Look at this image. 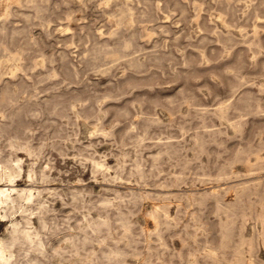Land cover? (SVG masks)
I'll list each match as a JSON object with an SVG mask.
<instances>
[{
  "label": "rangeland",
  "instance_id": "obj_1",
  "mask_svg": "<svg viewBox=\"0 0 264 264\" xmlns=\"http://www.w3.org/2000/svg\"><path fill=\"white\" fill-rule=\"evenodd\" d=\"M38 1L0 0V161L20 159L14 183L37 196L0 241L31 220L45 242L17 241V264H115V247L116 264H215L225 221L223 264L242 237L264 264V0Z\"/></svg>",
  "mask_w": 264,
  "mask_h": 264
},
{
  "label": "bare ground",
  "instance_id": "obj_2",
  "mask_svg": "<svg viewBox=\"0 0 264 264\" xmlns=\"http://www.w3.org/2000/svg\"><path fill=\"white\" fill-rule=\"evenodd\" d=\"M22 2V1H21ZM32 2V1H31ZM37 2H39L38 0H37ZM32 3H34V2H32ZM47 3V2H46ZM128 4V3H127ZM31 5V4H30ZM1 6V5H0ZM36 7H39V6H36ZM41 7V6H40ZM45 8V7H44ZM203 8V7H202ZM229 8V7H228ZM48 9V8H47ZM7 10V9H6ZM46 11V10H45ZM126 9H124L123 10V13L125 14L126 13ZM122 12V11H121ZM39 13V12H38ZM146 14V13H145ZM127 15V14H126ZM122 17V16H121ZM123 17H124V15H123ZM71 19V18H70ZM121 19V18H120ZM2 24V23H1ZM211 24V23H210ZM121 25H122V23H121ZM2 26V25H1ZM6 26V25H5ZM257 26V25H256ZM209 28V27H208ZM259 28V27H258ZM260 29V28H259ZM4 30V29H3ZM24 30V29H23ZM258 31V30H257ZM17 32V31H16ZM259 33V32H258ZM134 34V33H133ZM255 34V33H254ZM133 37L134 36H132V39H133ZM228 37V36H227ZM255 37H257V36H255ZM258 38V37H257ZM231 40H233V39H231ZM259 41H260V39H259ZM230 42V41H229ZM5 44V43H4ZM225 44V43H224ZM106 45H107V43H106ZM105 45V46H106ZM259 44H257V46H258ZM129 46V44L128 43H126L124 46H123V50H124V48H126V47H128ZM3 47V46H2ZM104 47V46H103ZM9 48V47H8ZM121 50V49H120ZM105 51V49H99L98 50V54H100V53H102V52H104ZM8 53V52H7ZM6 53V54H7ZM10 53V52H9ZM22 54V53H21ZM15 58V57H14ZM17 59V58H16ZM20 60V59H19ZM14 63V62H13ZM1 65H2V63H1ZM15 65V64H14ZM13 65V66H14ZM16 71V70H15ZM2 72V71H1ZM1 74V73H0ZM14 75V74H13ZM0 78H1V75H0ZM9 84V83H8ZM10 85V84H9ZM8 91V90H7ZM1 93V92H0ZM6 93V92H5ZM5 93H3V94H5ZM2 95V94H1ZM8 96H10V95H8ZM2 100L3 101H7V98L6 97H4L3 98V96H2ZM8 102V101H7ZM5 104V103H4ZM2 105V104H1ZM5 106V105H4ZM1 107V106H0ZM4 108V107H3ZM226 113V112H225ZM149 126V125H148ZM148 128V127H147ZM148 131V130H147ZM1 134V133H0ZM146 135V134H145ZM135 138V137H134ZM145 138V137H144ZM148 138H149V136H148ZM18 139V138H17ZM19 140V139H18ZM17 142H20V141H17ZM20 143H22V142H20ZM22 145V144H21ZM20 145V146H21ZM31 145V144H30ZM23 146V145H22ZM25 146V145H24ZM31 147V146H30ZM37 148V147H36ZM29 150H32V149H35V148H32V149H30V148H28ZM125 154V153H124ZM241 154V153H240ZM96 157V156H95ZM127 158V157H126ZM9 159V158H8ZM101 161V160H100ZM126 161V160H125ZM241 161H243V160H241ZM102 162V161H101ZM123 162V161H122ZM98 164H101V163H98ZM101 165H103V164H101ZM191 165V164H190ZM253 165V164H252ZM45 166H47V165H45ZM49 167V166H48ZM101 167V166H100ZM100 167H99V169H100ZM252 167V166H251ZM22 170H23V168H22V166H21V164H20V159H18V160H16V163L15 164H13V163H11V161H9V162H7L6 164H3V163H1V161H0V218L1 217H6V216H8V214L10 213V212H12L14 209H16L17 207H19V208H21V209H23L24 211H27L28 210V207H27V205H25L23 202L24 201H26L27 203H30V202H35V199H36V192H35V189L34 188H32V187H25V188H18L17 187V185L14 183L15 182V179H16V177L17 176H20L22 173ZM124 170V169H123ZM221 170V169H220ZM231 170V169H230ZM117 171V170H116ZM234 172V171H233ZM221 173H222V171H221ZM231 173V172H230ZM105 174V173H104ZM223 175H225L226 174V172L224 173H222ZM229 174V173H228ZM32 175V174H31ZM140 175V174H139ZM233 175V174H232ZM50 176V175H49ZM112 176V175H111ZM229 176V175H228ZM223 177V176H222ZM221 177V178H222ZM33 178V177H32ZM150 178V177H149ZM124 179V178H123ZM227 179H228V177H227ZM48 180V179H47ZM224 180H225V177H224ZM3 181H6L7 183L6 184H4V185H2V182ZM148 181V180H147ZM43 182V181H42ZM170 184V183H169ZM241 185H243V183L241 184ZM260 185V184H259ZM232 187V186H231ZM230 187V188H231ZM37 189V188H36ZM41 189V188H40ZM228 189H229V186H228ZM250 187H249V185L247 184V185H243V186H240V187H237V189H236V191H237V195H238V198H240V199H242V200H244V198H246V197H249V194H251L252 195V193L250 192ZM42 190V189H41ZM227 190V189H226ZM259 190V189H258ZM264 190V189H263ZM143 191V190H142ZM228 191V190H227ZM255 191V190H254ZM229 192V191H228ZM235 192V191H234ZM258 192V191H257ZM260 192V191H259ZM38 193H39V195L41 194V192L38 190ZM82 193V192H81ZM80 193V194H81ZM138 193V192H137ZM141 193V192H140ZM74 194V193H73ZM205 194H208V193H205ZM259 194V193H258ZM209 195V194H208ZM219 195V194H218ZM218 195H217V198H218ZM221 195V194H220ZM261 195H262V193H261ZM260 195V196H261ZM84 196V195H83ZM124 196V195H123ZM178 196V195H177ZM207 196V195H206ZM205 196V197H206ZM115 197V196H114ZM118 197H119V195H118ZM117 197V198H118ZM120 197H121V195H120ZM119 197V198H120ZM135 197V196H134ZM138 197V196H137ZM210 197H213L212 195L210 196ZM222 197V196H221ZM146 198V197H145ZM223 198V197H222ZM261 198V197H260ZM122 199H124V198H122ZM131 199V198H130ZM196 199V198H195ZM202 200V199H201ZM220 200V199H219ZM224 200V199H223ZM223 200H221V201H223ZM103 201V200H102ZM130 201H132V200H130ZM136 201V200H135ZM135 201H134V204H135ZM256 201V200H255ZM124 202H125V200H124ZM137 202V201H136ZM243 202V201H242ZM257 202V201H256ZM39 204H40V207L41 208H46V206H45V204H43L42 202H38ZM201 204V203H200ZM199 204V205H200ZM217 204V203H216ZM33 205V204H32ZM240 205L242 206V204L240 203ZM261 205L263 206V209H264V201H261ZM35 206V205H34ZM103 206V205H102ZM121 206V205H120ZM217 206V205H216ZM31 208H32V206H31ZM34 208V207H33ZM221 208V207H220ZM226 209H224V210H227V211H229V210H231V208H230V206H229V204H228V206L227 207H225ZM105 209V208H104ZM221 210V209H220ZM238 210V209H237ZM239 210H241V209H239ZM15 211V210H14ZM130 211V210H129ZM223 211V210H222ZM242 211V210H241ZM134 212V211H133ZM233 212H234V210H233ZM233 212L231 213V212H228V213H231L232 215H233ZM16 213V212H15ZM35 213V212H34ZM128 213V212H127ZM148 213V212H147ZM223 213H224V211H223ZM228 213H227V215H228ZM237 213V212H236ZM92 214V213H91ZM125 214V213H124ZM131 214H132V212H131ZM150 215V217H152V218H154L155 219V222H156V225H157V230H158V226H159V224L161 223V217H163L164 218V216L165 217H167L168 216V212H167V210L165 209V208H162V207H156V208H154L150 213H149ZM100 215V214H99ZM103 215V214H102ZM116 215V214H115ZM120 215V214H119ZM128 215V214H127ZM134 215V214H133ZM144 215H147V214H144ZM224 215H226V214H224ZM226 215V216H227ZM256 215H257V213H256ZM255 215V216H256ZM11 216V215H10ZM38 216H39V214H38ZM46 216V215H45ZM93 216V215H92ZM121 216V215H120ZM237 216V215H236ZM86 217V216H85ZM103 217V216H102ZM105 217H107V216H105ZM114 217V216H113ZM127 217V216H126ZM229 217H233V216H229ZM235 217V216H234ZM234 217H233V221H234ZM260 217L261 218H263V214H261L260 215ZM32 218H34V217H32ZM89 218H91V217H89ZM123 219H124V221H123V224L122 225H124V227L125 228H129V224H128V222H127V220H126V218H124V217H122ZM238 218H239V215H238ZM86 219V218H85ZM94 219V218H93ZM97 219V218H96ZM95 219V220H96ZM175 220H177L176 218H174ZM254 219V218H253ZM34 220V219H33ZM48 220V219H47ZM120 220V219H119ZM119 220H116V221H119ZM130 220V219H129ZM179 220V219H178ZM228 220V219H227ZM236 220V219H235ZM131 221V220H130ZM173 221V220H172ZM34 222V221H33ZM43 222V221H42ZM121 222H122V220H121ZM224 222V221H223ZM223 222H222V224H223ZM226 222V227H224L225 228V232H224V241L221 243V245L220 244H218V245H220L219 247H216V248H214V247H211L209 250H207V252H206V254H205V256H207L208 258H210V259H212L213 261H214V263L215 264H223V262L226 260V251H227V248L229 247V244H230V240H231V238H232V227H231V225L230 224H228L227 223V221H225ZM224 222V223H225ZM231 222H232V219H231ZM236 222H237V220H236ZM168 223V222H167ZM135 224V223H134ZM232 224V223H231ZM237 224V223H236ZM89 225V224H88ZM106 225H109V219L108 218H103V219H99V220H96V221H93L92 223H91V228H93L94 230H99V229H101L103 226H106ZM235 225V224H234ZM241 225V224H240ZM162 226V225H161ZM12 243H11V245H8L6 242H4V241H0V264H17V261L16 260H14V253H13V251H12V246L15 244V243H17V241H20L21 239H24V240H26V241H28V242H30V243H32L33 245H34V248L36 249V250H38V251H40V252H43L44 251V248H45V242L40 238V236H39V232H37L36 230H35V228L33 227V225H32V221L31 220H28V223H27V226H20V223L19 222H13L12 223ZM51 227V226H50ZM132 227H133V225H132ZM264 227V226H263ZM107 228V227H106ZM121 228H122V226H121ZM197 228V227H196ZM47 229V228H46ZM84 229H86V228H84ZM89 229V228H88ZM108 230H109V227L107 228ZM161 229H162V227H161ZM235 229V228H234ZM111 230V229H110ZM151 230V229H150ZM149 230V231H150ZM46 231V230H45ZM100 231V230H99ZM98 231V232H99ZM106 231V230H105ZM258 231V230H257ZM83 232V231H82ZM93 232H95V231H93ZM104 232V231H103ZM107 232V231H106ZM132 232V231H131ZM160 232V231H159ZM246 232V231H245ZM262 232V231H261ZM84 233H86V231L84 232ZM100 233V232H99ZM110 233H111V231H110ZM151 233V232H150ZM153 233V232H152ZM151 233V234H152ZM222 233V232H221ZM259 233V232H258ZM78 234V233H77ZM156 234V233H155ZM157 234H158V232H157ZM160 234H161V232H160ZM163 234V233H162ZM194 234V233H193ZM103 235V234H102ZM122 236H123V234H121ZM132 235V234H131ZM75 236H77V235H75ZM84 236H85V234H84ZM107 236V235H106ZM109 236V235H108ZM125 236H127V234L125 235ZM149 236V235H148ZM71 237V236H70ZM74 237V236H73ZM92 238L93 239V237L92 236H89V238ZM100 237V236H99ZM103 237V236H102ZM147 237V236H146ZM150 237H151V235H150ZM241 237V236H240ZM255 237V236H254ZM258 237H259V235H258ZM80 238V237H79ZM85 238V237H84ZM111 238H112V236H111ZM151 238H153V237H151ZM252 238V237H251ZM70 239V238H69ZM100 239V238H99ZM120 239V238H119ZM162 239V238H161ZM253 239V238H252ZM250 239V240H247L246 238H243L242 237V240L240 241V243H238V245H237V247L234 249L235 250V253H234V255H235V260H233V261H229V264H245V258H246V254H245V249H244V244L246 243V242H248L249 243V245L248 244H246V245H248V246H250V250H249V252L251 253V256L253 257L254 256V252H255V247H254V244H253V240H255V239ZM258 239V238H257ZM90 240V239H89ZM96 240H97V238H96ZM153 240V239H152ZM198 240V239H197ZM200 240V239H199ZM239 240V239H238ZM64 241V240H63ZM84 241H86V240H84ZM94 241V240H93ZM219 241H220V239H219ZM232 242H233V240H231ZM71 242V241H70ZM69 242V243H70ZM72 242H74V241H72ZM76 242V241H75ZM89 242V241H88ZM95 242V241H94ZM124 242V241H123ZM122 242V243H123ZM196 242V241H195ZM263 242H264V239H263ZM8 243H9V241H8ZM78 243V242H77ZM150 243H153V241L152 242H150ZM207 243V242H206ZM237 243V242H236ZM70 244H72V243H70ZM204 244V243H203ZM19 245V244H18ZM26 245V244H25ZM24 245V246H25ZM112 245H114L113 243H112ZM120 245V244H119ZM149 245V244H148ZM23 246V247H24ZM57 246V245H56ZM106 246H107V242H106V245L104 246L105 248H106ZM110 246V245H109ZM128 246V245H127ZM126 246V247H127ZM62 247H64V246H62ZM108 247V246H107ZM18 248H19V246H18ZM56 248V247H55ZM109 248V247H108ZM124 248V247H123ZM122 248V249H123ZM20 249V248H19ZM22 249V248H21ZM25 249V248H24ZM233 248H231V250H232ZM57 250H59V249H57ZM62 250V249H61ZM125 250V249H124ZM127 250V249H126ZM125 250V251H126ZM21 251V250H20ZM55 251V250H54ZM99 251H101V250H99ZM128 251V250H127ZM131 251V250H130ZM256 251H257V249H256ZM77 252H79V250H78V248H77ZM97 252V251H96ZM102 252V251H101ZM100 252V253H101ZM105 252H107V251H105ZM133 252H134V250H133ZM100 253H98L97 255H99ZM126 252H124V251H122V250H120V249H118V248H111L110 249V251H108L107 252V254H106V257L108 258V260L111 262V263H115L116 264V262L118 261V260H123L124 258H125V256H126V254H125ZM129 253V252H128ZM143 253V252H142ZM141 253V254H142ZM151 253H152V251H151ZM151 253L150 254H148L147 256H149L150 257V255H151ZM20 254V253H19ZM43 254V253H42ZM89 254V253H88ZM132 254V253H131ZM144 254V253H143ZM180 254V253H179ZM192 254V253H191ZM190 254V255H191ZM77 255V254H76ZM133 255V254H132ZM181 255V254H180ZM189 255V254H188ZM80 256V255H79ZM204 256V255H203ZM204 256V257H205ZM257 256H258V253H257ZM98 257V256H97ZM101 257V256H100ZM103 257H104V255H103ZM139 257V256H138ZM206 257V258H207ZM21 258V257H20ZM159 258H161V257H159ZM190 258V257H189ZM191 258H193V257H191ZM207 258V259H208ZM256 258V257H255ZM257 258H259V257H257ZM70 259V258H69ZM80 259V258H79ZM97 259V258H96ZM202 259H203V257H202ZM234 259V258H233ZM247 259V258H246ZM151 260V259H150ZM149 260V261H150ZM161 260V259H160ZM163 260V259H162ZM231 260V259H230ZM86 261V260H85ZM107 261V260H106ZM105 261V262H106ZM204 261V260H203ZM208 261V260H207ZM256 261H258V259L256 260H254V258H253V260H251L248 264H257L256 263ZM98 262H100V260L98 261ZM211 262V261H210ZM104 263V262H103ZM147 263H149V262H147ZM151 263V262H150ZM80 264H83V263H80ZM122 264H127V263H125V261H123V263ZM160 264V263H159ZM195 264H199V262L197 261V260H195ZM205 264V263H204ZM227 264V263H226ZM259 264H261V263H259Z\"/></svg>",
  "mask_w": 264,
  "mask_h": 264
}]
</instances>
